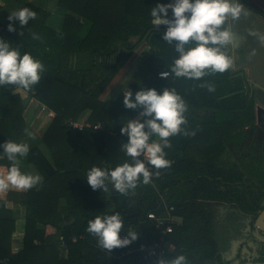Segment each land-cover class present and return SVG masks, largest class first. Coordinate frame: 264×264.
I'll return each instance as SVG.
<instances>
[{
    "label": "trees",
    "instance_id": "1",
    "mask_svg": "<svg viewBox=\"0 0 264 264\" xmlns=\"http://www.w3.org/2000/svg\"><path fill=\"white\" fill-rule=\"evenodd\" d=\"M160 3L170 0H57L59 7L69 11L61 31L45 26L48 11L28 3L25 7L37 13L36 19L23 29L18 21H11L16 31L8 30L10 21L2 25L0 38L8 37L21 54L28 52L44 64L41 80L27 91L55 112L44 135L35 136L28 144L26 160L43 181L22 191L25 228L22 248L16 252L10 250L13 225H4L12 211L0 200V258H7L5 264H149L139 247L158 238L160 231L148 212H165L166 207H173L171 212L180 224L165 235L163 257L172 259L183 254L186 264H197L195 254L214 259L218 250L206 201L236 200L243 211L251 213L257 208L256 202L255 206H251V200L247 202L252 199L250 185L237 182L247 174L264 183V168L215 163L225 149L219 136L225 144L232 136L238 139L252 121L253 106L245 80L231 68L201 81L175 77L171 66L178 54L174 45L162 39L166 27L155 28L151 22V9ZM79 17L90 22L84 35ZM33 33L40 39H33ZM132 35L140 36L134 44L129 39ZM140 49H144L141 55ZM227 51L229 54V48ZM126 64L131 68L120 88L110 91L109 83ZM162 70L169 72L167 78L158 75ZM204 82L211 83L215 90L199 87ZM15 87L0 86V147L7 140L27 136L22 99L13 92ZM165 87L174 88L186 101L187 124L183 127L195 134L170 138L172 147L165 149L170 167L153 168L159 171L154 182L138 183L128 195L116 192L111 184L106 192L93 190L86 177L93 166L113 169L131 162L120 148L128 140L120 129L130 119L143 117L139 108L124 107V92L132 91L134 98L141 88L162 92ZM85 110V119L100 122L101 129H75L66 123L69 117H82ZM221 131L223 136L219 135ZM3 161L8 162L5 154ZM258 193L264 195L262 190ZM114 213H119L124 223L121 237L131 229L137 232V239L109 253L98 247L97 237L86 229L89 220ZM171 242L176 248L167 251ZM130 247V252L120 255Z\"/></svg>",
    "mask_w": 264,
    "mask_h": 264
},
{
    "label": "clouds",
    "instance_id": "2",
    "mask_svg": "<svg viewBox=\"0 0 264 264\" xmlns=\"http://www.w3.org/2000/svg\"><path fill=\"white\" fill-rule=\"evenodd\" d=\"M169 9L172 18L168 17ZM150 14L155 28L166 26L162 39L174 45L178 54L171 66L175 77L201 81L209 74L224 73L232 67L233 61L227 50L235 39L232 25L245 14L240 0H175L174 3L157 4ZM36 17L37 13L28 7L15 10L9 13L8 30L16 31L11 21H18L23 29ZM33 39L40 37L33 33ZM44 71L42 61L28 52L21 54L18 48L0 38V86L15 85L31 90L39 83ZM168 74L166 71L160 75L167 78ZM199 87H206L210 92L215 90L208 82L201 83ZM123 104L127 109L139 108V115L143 117V120L130 119L120 129L121 134L128 137L120 148L131 162L126 161L113 169L93 166L86 177L93 190L106 192L111 184L116 192L128 195L138 183H151L153 173L147 165L157 170L170 167L165 149L172 147L171 137L195 133H189L183 127L187 124L185 113L188 105L174 88L165 87L162 92L155 88H141L134 98L132 91L128 90L124 92ZM25 131L30 138H35L32 132ZM2 147L11 166L6 172H0V191L9 188L29 190L42 183V176L25 173L20 168L18 158L27 157L30 151L27 143L7 140ZM86 230L97 237L98 247L109 253L137 239V232L131 229L121 237L124 223L119 213L96 216L88 221ZM157 264H186V257L183 254L172 259L159 256Z\"/></svg>",
    "mask_w": 264,
    "mask_h": 264
},
{
    "label": "crops",
    "instance_id": "3",
    "mask_svg": "<svg viewBox=\"0 0 264 264\" xmlns=\"http://www.w3.org/2000/svg\"><path fill=\"white\" fill-rule=\"evenodd\" d=\"M175 0H170V3H174ZM244 9H245V14H243L238 21H236L232 25V31L234 33L235 39L233 42V48L237 47L238 44H240L241 41H245L243 39L245 36L250 35V40H248V46L250 47L248 49V53L244 54V58L249 57L248 59V65L253 66L258 68L259 66H262L264 64V17L260 15L258 12L255 11L254 7L259 9L263 14H264V0H247L248 4L245 2L241 1ZM28 3L34 4L41 10L48 11V15L45 18V26L51 30L55 31H61L64 25L65 17L68 14L69 11L66 9L59 7L57 5V0H0V32H2V25L8 22V16L9 13L18 10L20 8L25 7ZM168 17L172 18V13H168ZM80 22L82 23V35L86 34V32L89 29L90 22L87 21L86 19L79 17ZM248 21V27L244 28V25L242 22ZM243 26V27H242ZM161 27H166L165 25H161ZM245 31L247 33L249 32V35H245ZM252 33H256V35H253ZM2 39L5 40L10 44V39L8 37H5L2 35ZM130 41L134 44L136 43L139 39L140 36L138 35H132L129 37ZM253 43H252V42ZM138 48V46L136 47ZM135 48V49H136ZM256 51L262 52L256 55V58L252 59L251 63V58L249 54ZM237 59L240 58V53L234 52L233 54ZM261 58V60H260ZM73 61L75 62V57L73 56ZM261 61L263 64L258 65L256 62ZM127 65V64H126ZM242 65H237L233 67V69H236ZM125 69V67H124ZM123 70V69H122ZM121 70V71H122ZM120 71V73H121ZM118 73V74H120ZM117 74V75H118ZM112 79V81L116 78V76ZM125 74L123 75V77ZM122 77V78H123ZM111 81V82H112ZM122 82V79L120 80ZM111 82L109 83V87H111ZM120 83V82H119ZM121 84V83H120ZM14 93H18L21 99L25 98L26 96H29V100L26 105H23V111L22 115L24 119L27 121V127L29 125V132H32L34 136L37 137H42L44 133L46 132L48 126L52 122V120L55 117V112L51 110L49 107H47L44 103L36 99L35 97L31 96L27 90H24L23 88L15 87ZM22 101V100H21ZM88 113V110H85V113L80 117L79 119H73L69 117L66 121L68 124L69 120H86L85 117ZM2 114V109L0 106V116ZM101 124V123H100ZM69 125V124H68ZM101 129V128H100ZM1 136V135H0ZM33 138H30L28 135L23 138H13L10 140H14L16 142H22V143H27L30 144L31 140ZM1 154H0V172H6V170L11 166L10 161H3L4 158V152H3V147H0ZM47 152V150H46ZM20 159V168L23 172L25 173H31V174H39L42 176L37 169L29 162H27L26 157L25 158H18ZM43 178V177H42ZM43 181V180H42ZM25 190H16L13 188H9L8 190L5 191H0V200L4 202L2 205L7 207L8 209H11L12 213L11 216H8L6 223L4 225L7 228L12 227L13 225V233L12 237L10 240V250L11 252H16L19 249L22 248V241H23V235H24V228H25V218H24V213H25V207L23 204H21V200L24 197V192ZM60 203L64 204L65 203V198L61 197L60 198ZM207 208V207H206ZM208 209V208H207ZM212 216V222H213V228L215 230V234H217V229L220 225V222L222 220V217L218 214V217H214L212 215V211L209 210ZM215 215V213H214ZM240 215V214H239ZM242 221H249L250 217L249 215H242L240 216ZM13 219V220H12ZM218 243V241H217ZM218 248V245H217ZM65 250H63L64 252ZM197 251V250H195ZM198 252V251H197ZM195 254V252L193 253ZM200 254V253H199ZM199 254H195V263L197 264H218L217 263V257H218V251L217 254L215 255L214 259H203L199 256ZM248 254V250L244 252V255Z\"/></svg>",
    "mask_w": 264,
    "mask_h": 264
},
{
    "label": "flooded vegetation",
    "instance_id": "4",
    "mask_svg": "<svg viewBox=\"0 0 264 264\" xmlns=\"http://www.w3.org/2000/svg\"><path fill=\"white\" fill-rule=\"evenodd\" d=\"M235 73L245 80V90L252 101L253 117L252 121L244 126V132L240 138L236 139L232 136L226 144L222 137L219 138L225 145V149L215 163L224 164L225 167L227 163H232L241 168L244 166L264 168V64L258 68L242 65L235 70ZM259 73H263L262 80L258 79ZM244 184L250 185L253 190L252 199L251 197L247 199V202L251 200V206H255V202L257 204L253 213L243 211L236 200L206 201L207 203L219 202L222 207L216 211L213 209V213L222 214V220L217 229V234H222L217 243L218 264H264V231L259 230L254 224L255 216L264 208V195L258 193L260 190L264 192V183L260 182L256 176L246 174L243 181L237 182V185ZM256 184H260V187ZM241 215H249L250 220L242 221ZM227 216H229L228 219ZM254 240L258 241L256 245ZM246 250L249 255H244Z\"/></svg>",
    "mask_w": 264,
    "mask_h": 264
},
{
    "label": "built area",
    "instance_id": "5",
    "mask_svg": "<svg viewBox=\"0 0 264 264\" xmlns=\"http://www.w3.org/2000/svg\"><path fill=\"white\" fill-rule=\"evenodd\" d=\"M162 72H166V70H162L158 73L160 75ZM168 72V71H167ZM169 73V72H168ZM161 76V75H160ZM68 124L75 129H83V128H94V129H100L102 125L100 122L92 123L87 120H69ZM144 159V157H143ZM152 171V179L151 182H154L155 179L158 177L156 175V172L152 168L151 165H147ZM173 207H166L165 212H156V211H149L148 212V218L152 220L153 225L155 228L159 229L160 235L158 238L153 239L147 243H142L139 247L140 250H142V257L145 260L149 261V264H157V260L159 256H163L164 250H163V244H164V237L167 233H170L174 230V226L180 224L179 219H177L176 216L172 214ZM126 235H123V237ZM73 240L76 238L73 237ZM61 245L63 248H66V245L64 244L63 240L61 241ZM176 248V244L174 242L169 243L167 251H173ZM132 248H127L125 251H122L120 255H123L127 252H130ZM7 261V258H0V264H5Z\"/></svg>",
    "mask_w": 264,
    "mask_h": 264
},
{
    "label": "rangeland",
    "instance_id": "6",
    "mask_svg": "<svg viewBox=\"0 0 264 264\" xmlns=\"http://www.w3.org/2000/svg\"><path fill=\"white\" fill-rule=\"evenodd\" d=\"M243 23V25H244V28H247L249 25H248V21H244V22H242ZM243 27V26H242ZM245 33V35H249V32L247 33V31H245L244 32ZM243 39H245V41H241L240 42V44H238V46L237 47H235V48H233V45H231V46H229V55H230V57L232 58V61H233V63H232V67H231V69L233 70V71H235V70H237V68L236 69H233V67H234V65L235 66H237V65H248V59H249V57H247V58H244V54H246V53H248V49L250 48L249 46H248V40H250V35L249 36H245ZM144 41V40H143ZM252 42V41H251ZM253 43V42H252ZM144 52V49H140V51H139V55H141L142 53ZM234 52H238V53H240V58H236L233 54H234ZM259 53H261L262 54V52H259V51H256V52H253L252 51V53H250L249 55L250 56H252V58H251V63H252V59H253V56H254V58H256V55L257 54H259ZM134 60H136V58L134 57ZM260 60H261V58H260ZM258 65H262L263 63L261 62V61H258V62H256ZM133 65V64H132ZM131 68V65L130 64H127L126 66H125V69H123L122 71H121V73L120 74H118L117 76H116V78L111 82V87H110V91H112V90H117V89H119L120 88V83H121V79H122V77H123V75L124 74H127L128 73V71H129V69ZM261 77H263V73H259V76H258V79H261L262 80V78ZM120 82V83H119ZM23 111V110H22ZM22 117H23V115H22ZM23 119H24V117H23ZM24 121H25V124H26V120L24 119ZM27 125V124H26ZM28 127H29V125H28ZM26 129H29V128H27V126H26ZM218 134H219V132H218ZM219 135H222L223 136V131H221L220 132V134ZM219 138H220V136H219ZM213 140H216V139H213ZM222 140H223V138H222ZM252 185H253V183H251ZM257 186H259L260 187V184H256ZM211 204V205H210ZM205 206L209 209V210H211L212 212H213V209H214V211H216L218 208L219 209H222V207H221V204L219 203V202H215V203H207V202H205ZM212 215L216 218V217H218V214H215L214 215V213H212ZM242 216V215H241ZM220 217H222L221 215H220ZM227 219L229 218V216H227L226 217ZM253 219V218H252ZM222 234L220 233V235L219 234H214V238H213V240L214 241H218L219 239H221V236ZM254 244L256 245L257 244V240H254ZM222 256V255H221ZM223 258H224V256H222ZM218 258V257H217ZM229 259V258H228ZM229 262H231V261H229ZM249 264H252V263H249Z\"/></svg>",
    "mask_w": 264,
    "mask_h": 264
},
{
    "label": "water",
    "instance_id": "7",
    "mask_svg": "<svg viewBox=\"0 0 264 264\" xmlns=\"http://www.w3.org/2000/svg\"><path fill=\"white\" fill-rule=\"evenodd\" d=\"M28 100H29V96H26L25 98L22 99V104L26 105ZM254 224L259 230L264 231V208H262L260 212L255 216Z\"/></svg>",
    "mask_w": 264,
    "mask_h": 264
}]
</instances>
